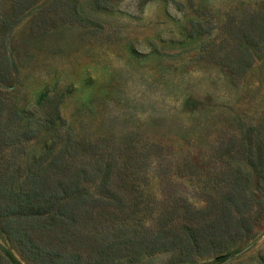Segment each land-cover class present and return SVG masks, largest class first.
<instances>
[{"label": "rangeland", "instance_id": "obj_1", "mask_svg": "<svg viewBox=\"0 0 264 264\" xmlns=\"http://www.w3.org/2000/svg\"><path fill=\"white\" fill-rule=\"evenodd\" d=\"M109 2L98 9L93 0H31L15 13L17 0H0V17H6L0 53L11 65L2 96L21 114L20 128L29 119L57 117L59 135L70 133L77 149L88 142L101 149L120 147L118 165L126 176L119 182L124 191L130 185L137 191L142 207L151 202L136 218L152 229L157 210L174 201L179 205L180 196L193 208L205 206L201 186L207 183L209 189L214 172L231 167L228 160L215 161L217 136L264 121L263 52L251 51L238 83L223 77L229 66L236 67L223 61L226 22L259 17L264 0ZM228 51L231 59L239 57ZM51 134L40 128L23 144L17 157L22 172ZM130 155L136 171L123 166ZM10 158L11 151H3L1 166ZM250 186L264 203L262 186ZM89 190L98 194L93 185ZM255 215L251 239L229 247L239 248L237 255L225 257L223 251L178 263L175 254L160 252L131 264H258L264 255V213ZM0 255L12 264H33L1 236Z\"/></svg>", "mask_w": 264, "mask_h": 264}, {"label": "trees", "instance_id": "obj_2", "mask_svg": "<svg viewBox=\"0 0 264 264\" xmlns=\"http://www.w3.org/2000/svg\"><path fill=\"white\" fill-rule=\"evenodd\" d=\"M30 1L17 0L15 13L25 11ZM93 3L98 9L110 6L109 0ZM5 18L0 17V24ZM228 20L223 61L236 67L229 66L223 77L234 85L245 75L251 51L264 56V14L245 15L239 23ZM229 49L239 57L231 59ZM10 73L9 58L0 53V236L31 263L131 264L142 255L160 252L175 254V261L181 263L223 251L225 257L237 255L240 249L229 247L251 239L255 214L264 213V203L250 186L254 182L256 190L264 189V121L237 134L223 131L213 140L215 161L228 160L231 167L219 166L212 175L213 186H201L203 208L191 207L180 196L179 205L174 201L169 209L157 210L153 228L148 229L136 216L151 202H143L142 207L134 196L137 191L130 185L127 196L119 182L126 176L118 165L120 147L101 149L88 142L77 149L70 133L59 135L57 117L29 119L20 128L21 114L9 108L2 96ZM40 128L52 130L50 143L22 172L17 157ZM5 150L11 151V158L2 167ZM134 155L127 156L123 166L136 171ZM91 185L98 194L90 192ZM130 222L143 229H127L132 228ZM0 264L12 262L0 255ZM258 264H264V255Z\"/></svg>", "mask_w": 264, "mask_h": 264}]
</instances>
